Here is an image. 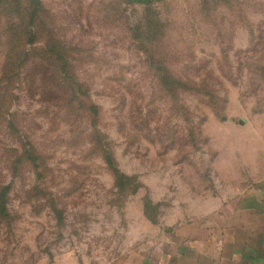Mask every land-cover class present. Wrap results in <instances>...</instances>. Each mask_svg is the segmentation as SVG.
Masks as SVG:
<instances>
[{
    "label": "rangeland",
    "instance_id": "1",
    "mask_svg": "<svg viewBox=\"0 0 264 264\" xmlns=\"http://www.w3.org/2000/svg\"><path fill=\"white\" fill-rule=\"evenodd\" d=\"M36 2L27 46L0 7V77L29 50L0 79V264L165 258L173 234L212 227L264 182V0ZM29 143L35 166L16 162ZM107 153L131 180L122 190Z\"/></svg>",
    "mask_w": 264,
    "mask_h": 264
},
{
    "label": "crops",
    "instance_id": "2",
    "mask_svg": "<svg viewBox=\"0 0 264 264\" xmlns=\"http://www.w3.org/2000/svg\"><path fill=\"white\" fill-rule=\"evenodd\" d=\"M229 214L201 232L180 230L162 256L140 264H264V182L229 206Z\"/></svg>",
    "mask_w": 264,
    "mask_h": 264
},
{
    "label": "trees",
    "instance_id": "3",
    "mask_svg": "<svg viewBox=\"0 0 264 264\" xmlns=\"http://www.w3.org/2000/svg\"><path fill=\"white\" fill-rule=\"evenodd\" d=\"M19 1L21 3H19ZM141 1H145V0H141ZM152 1V0H150ZM22 0H0V7L4 8V11H10L9 15L10 16H15V15H19L21 18V27L19 28H15L18 29L19 34H21V37H24L26 40V46L30 45L33 43V41L36 39L37 34H38V29L36 26V9L38 8V4L36 2V0H30V12L24 13L23 9L21 8L22 6ZM12 7H16L14 9H12ZM20 7V8H19ZM2 12V11H1ZM35 18V19H34ZM14 25L9 26L8 29L13 33L15 31V29L13 28ZM23 46L22 49H24V54L22 56V58H19V60L17 59H7L3 61V77H0V79L5 78V80L7 81H12L15 78H17V76L20 75V70L19 67L23 64H25L27 62V53H28V49L26 46ZM60 48L57 47L56 45H51L48 49H46L45 53L48 54L50 57H52V55H54L55 53H57V51H59ZM154 61V60H153ZM50 63H52V65H54L53 67H55L56 71L58 72V74H60V76H62L63 80H66L68 78V75H66V71H65V67L68 65L69 62L65 61L62 58H59L57 60H51ZM151 66L155 67L156 63L154 64L151 61ZM159 65L157 66V69H159ZM17 72H16V71ZM64 74V75H62ZM160 83L162 86L166 87V88H170L172 86H174V84H178V81H175V79L171 78L170 76H165V77H161L160 78ZM70 86V93H71V99L78 97L80 91V87L82 86L81 82L77 81H71L69 83ZM4 89L0 87V101L2 99V93L1 90ZM15 98V97H14ZM89 111L92 113V115L96 116L97 115V108L96 106L92 105L89 108ZM39 158V153L37 152L36 148L29 143L28 146L24 147L22 150L17 152V163H21V162H29L31 165L33 164L34 166L36 165L37 161ZM105 163L107 164L108 168L111 169L113 171L114 174V180H115V186L122 190L124 188L127 187V185L129 184V182H131L130 179L126 178L125 176L121 175V173L117 170V167L115 165V162L113 160V158L111 157V154L107 153L104 157ZM137 189V185L134 186V188L132 189V192L135 193ZM11 188L9 185L4 186L3 188H1L0 190V214L1 215H5L6 214V198L7 195L9 194Z\"/></svg>",
    "mask_w": 264,
    "mask_h": 264
}]
</instances>
